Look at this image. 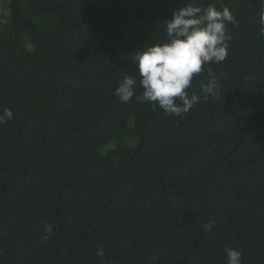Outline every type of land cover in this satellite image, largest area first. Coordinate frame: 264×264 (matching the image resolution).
<instances>
[{"label":"trees","instance_id":"1","mask_svg":"<svg viewBox=\"0 0 264 264\" xmlns=\"http://www.w3.org/2000/svg\"><path fill=\"white\" fill-rule=\"evenodd\" d=\"M188 2L236 18L216 96L182 119L139 86L121 102L132 53ZM5 109L0 264H264V0H0Z\"/></svg>","mask_w":264,"mask_h":264},{"label":"clouds","instance_id":"2","mask_svg":"<svg viewBox=\"0 0 264 264\" xmlns=\"http://www.w3.org/2000/svg\"><path fill=\"white\" fill-rule=\"evenodd\" d=\"M177 2L183 3V0ZM235 23L231 10L226 6L218 8L215 3L201 7L188 2L174 10L171 17L165 19L163 41L132 53L131 60L136 65L139 80L125 74L114 90L115 96L127 103L136 95L139 86L143 89L144 100L150 102L153 109L158 106L165 117L182 119L201 99L216 96L219 84L211 65L227 59L232 39L228 26ZM204 72L210 77L206 84H201L204 95H190L194 77ZM12 119L11 109L0 114V124ZM212 227V223L205 226L206 229ZM45 232L52 234L53 226L46 225ZM225 252L228 264H242L239 250L226 247ZM96 255L103 257V248H99Z\"/></svg>","mask_w":264,"mask_h":264},{"label":"rangeland","instance_id":"3","mask_svg":"<svg viewBox=\"0 0 264 264\" xmlns=\"http://www.w3.org/2000/svg\"><path fill=\"white\" fill-rule=\"evenodd\" d=\"M127 146H128V144H126L124 142L122 143V145L119 146L115 142L111 141V142H107V143L102 144L99 147L98 151L102 155H107V154L111 153L112 154V157L114 159H117V153L120 150V148H125Z\"/></svg>","mask_w":264,"mask_h":264}]
</instances>
